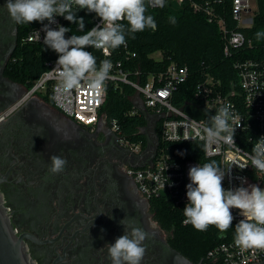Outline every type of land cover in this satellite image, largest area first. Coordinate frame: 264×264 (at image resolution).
<instances>
[{
    "label": "flooded vegetation",
    "instance_id": "flooded-vegetation-1",
    "mask_svg": "<svg viewBox=\"0 0 264 264\" xmlns=\"http://www.w3.org/2000/svg\"><path fill=\"white\" fill-rule=\"evenodd\" d=\"M5 3L0 0V190L34 263L111 264L105 245L124 234L120 221L130 217L154 233L142 264H203L173 246L172 230L131 172L154 158L157 119L150 110L141 111L147 125L140 152L107 118L82 125L39 95L11 110L28 87L11 74L21 25ZM53 154L68 162L56 175L48 171Z\"/></svg>",
    "mask_w": 264,
    "mask_h": 264
},
{
    "label": "built area",
    "instance_id": "built-area-1",
    "mask_svg": "<svg viewBox=\"0 0 264 264\" xmlns=\"http://www.w3.org/2000/svg\"><path fill=\"white\" fill-rule=\"evenodd\" d=\"M200 7L195 4L196 9H200ZM251 8V0H233V16L238 20L240 26H242L241 21H250L249 18L243 19L242 17L244 12L250 11ZM208 12L212 14L211 7L208 8ZM89 19L93 23L92 27L102 26L101 18L95 13H91ZM56 22L50 27L55 29L57 24L67 27V20L62 16H57ZM47 23L44 21V24ZM218 23L226 40L224 48L226 56L231 54L233 48L247 43L243 32L228 31L223 19L218 20ZM42 28L43 24L40 22L30 23L22 43H43L45 33ZM34 32L40 33V40ZM66 35L67 33L65 37ZM100 51L105 58L110 57L112 53L110 48ZM57 59L58 54L48 63L49 69L42 73L32 87L27 89L25 95L13 105L11 110L25 99L34 95L44 97L48 92H51L52 97L57 96V99H53V105L64 115L82 125L93 126L106 118L102 107L107 97V85L110 82L116 84L125 82L132 85L137 94L142 97L148 110L156 117V122H160L161 138L164 145L160 149L158 145L154 158L149 163L134 168L131 172L134 173L142 194L149 200L155 199L168 203L171 209L181 216L183 225H185L183 209L188 203L186 185L190 182L188 170L191 166L216 160L227 170L231 164L235 163L222 181L226 190L240 186L247 187L249 184H256L264 188V172L256 171L251 166L247 154L251 152L254 143L264 137V59L246 58L235 63L238 75L237 87L233 85L230 89L225 90L221 86V82L212 76H208L196 86L197 104L209 111L210 116L215 115L219 108L231 105L233 116L230 124L235 128L234 142L236 146L224 142L211 144L207 151H203L201 159H185L181 152L171 151L168 146L169 144L194 143L196 144L193 148L194 153L200 146L201 150L204 148V141L200 136L207 119L192 116L184 107H180L174 102L179 87L187 83L189 79L187 66L172 62L165 72L151 75L147 82L142 83L139 80H131L129 74L121 67L120 62H112L110 78L105 81L102 90L93 91L85 86L74 90L70 97L65 98L56 92L58 81L53 74L48 72L56 67ZM137 112L139 111L134 110L132 113ZM112 125L115 130L120 131L116 121H113ZM126 141L136 152H140L144 148L142 141L135 142L128 139ZM236 164L248 166L241 169ZM242 178L247 183L242 185ZM164 192L165 195H163ZM230 211L234 217L232 224L245 219L239 209L232 208ZM234 235L229 236L227 232H224L221 235L222 240L206 254L203 264H257L264 260V249L237 247L234 244Z\"/></svg>",
    "mask_w": 264,
    "mask_h": 264
},
{
    "label": "clouds",
    "instance_id": "clouds-1",
    "mask_svg": "<svg viewBox=\"0 0 264 264\" xmlns=\"http://www.w3.org/2000/svg\"><path fill=\"white\" fill-rule=\"evenodd\" d=\"M4 5L18 25L43 24V44L58 54L56 67L48 72L58 81L56 92L67 98L74 90L85 86L100 91L110 78L112 62L104 59L98 66L96 57L86 51V47L117 49L126 44V36L135 39V34L145 29L155 31L157 24L153 15L147 14L148 9L164 8L166 0H6ZM79 10L95 13L101 18L102 26H94L84 32V18L76 15ZM57 16L76 24L77 30L84 34L66 38L65 34L71 32V28L59 24L55 29L50 27L57 23ZM168 19L170 23H176L174 16ZM125 20L127 24L120 22ZM44 21L48 23L44 24ZM34 33L40 40V33ZM254 35L257 42L264 40V29ZM52 99H57V96ZM232 116L231 105H225L216 110L215 115L208 116L200 136L204 141L202 151L220 142L235 145V128L230 124ZM247 154L251 166L264 172V137L259 138ZM49 160L48 171L53 175L62 173L68 163L66 158L56 154ZM236 165L241 169L248 166ZM231 166L225 170L218 161L209 160L189 168L188 203L183 209V223L191 224L197 231H206L214 225L223 234L232 227L234 217L230 209L236 208L245 219L235 226L234 244L242 249H264V188L249 184L226 190L222 181ZM245 183L247 181L242 178V185ZM120 223L124 226V234L116 238L115 243L105 245L111 264H142L147 250L145 241L154 233L145 231L130 217ZM155 227V224L150 225L152 229Z\"/></svg>",
    "mask_w": 264,
    "mask_h": 264
},
{
    "label": "trees",
    "instance_id": "trees-1",
    "mask_svg": "<svg viewBox=\"0 0 264 264\" xmlns=\"http://www.w3.org/2000/svg\"><path fill=\"white\" fill-rule=\"evenodd\" d=\"M256 1L258 7L253 25L245 27L240 26L233 16V0H166L164 8L148 9L147 14L153 15L157 24L155 31L145 29L136 33L135 39L126 36V44L112 49L108 58L103 57L99 49L86 47L85 50L96 57L98 66L104 59L114 63L120 62L131 80H139L142 83L147 82L151 75L165 72L172 62L187 66L189 79L179 87L174 102L184 107L192 116L207 119L210 116L209 111L197 104L196 86L208 76H212L221 82L225 90L233 85L237 87L235 63L246 58L264 59V40L257 42L254 35L258 30L264 29V0ZM195 4L200 5V9H196ZM209 7L212 8V14L208 12ZM76 15L84 18V32L89 31L93 26L89 19L91 13L81 10ZM169 16L176 18L175 24L169 22ZM220 19L224 20L228 31H241L247 40L244 45L233 48L229 56L224 52L226 40L218 23ZM121 22L127 24L126 20ZM67 27L72 31L67 33L66 38L73 34H84L79 32L77 25L72 22L67 21ZM27 30L28 24L21 25L15 53L17 61L11 66V74L30 88L42 73L49 69L48 63L57 53L43 43H22ZM157 51L162 52L161 59L152 56ZM136 95V89L130 84L110 82L107 85V97L102 112L110 123L117 122L126 139L142 141L145 146L146 138L141 133V128L147 125V119L135 103ZM43 98L53 104L51 92ZM134 110L139 112L132 113ZM160 126L158 122L156 129L160 141L159 149L164 145ZM168 146L171 151L181 152L185 159H201L203 155L201 146L194 153V143ZM151 203L158 210L161 223L172 230L173 246L195 263H203L208 251L222 240V234L214 225H210L206 231H197L192 225H183L181 216L173 211L168 203L155 199L151 200ZM236 224L233 223L226 231L229 236L234 235Z\"/></svg>",
    "mask_w": 264,
    "mask_h": 264
},
{
    "label": "water",
    "instance_id": "water-1",
    "mask_svg": "<svg viewBox=\"0 0 264 264\" xmlns=\"http://www.w3.org/2000/svg\"><path fill=\"white\" fill-rule=\"evenodd\" d=\"M137 107L145 113L148 108L144 104L140 94L135 97ZM74 120V119H73ZM159 145V137H156V150ZM155 155V154H154ZM1 182V179H0ZM165 195V192L163 193ZM0 264H35L32 260L23 236L14 228L10 213L5 204L4 196L0 190Z\"/></svg>",
    "mask_w": 264,
    "mask_h": 264
},
{
    "label": "rangeland",
    "instance_id": "rangeland-1",
    "mask_svg": "<svg viewBox=\"0 0 264 264\" xmlns=\"http://www.w3.org/2000/svg\"><path fill=\"white\" fill-rule=\"evenodd\" d=\"M251 5H252V8L250 11L248 12H244L243 14V19L245 18H249L250 21L249 22H242L241 21V25L242 26H245V27H250L253 25V20H254V16H255V12L257 10V1L256 0H251ZM154 58L156 59H161L162 58V52L161 51H157L155 52L153 55H152Z\"/></svg>",
    "mask_w": 264,
    "mask_h": 264
},
{
    "label": "crops",
    "instance_id": "crops-1",
    "mask_svg": "<svg viewBox=\"0 0 264 264\" xmlns=\"http://www.w3.org/2000/svg\"><path fill=\"white\" fill-rule=\"evenodd\" d=\"M60 111V110H59ZM61 112V111H60Z\"/></svg>",
    "mask_w": 264,
    "mask_h": 264
}]
</instances>
